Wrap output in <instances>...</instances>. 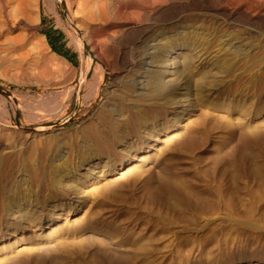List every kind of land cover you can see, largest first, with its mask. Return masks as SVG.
<instances>
[{"label": "rangeland", "instance_id": "1", "mask_svg": "<svg viewBox=\"0 0 264 264\" xmlns=\"http://www.w3.org/2000/svg\"><path fill=\"white\" fill-rule=\"evenodd\" d=\"M94 1L83 0V11L76 0L0 3V87L10 93L0 92L1 264L264 260V0L159 1L165 15L179 14L177 23L160 21L168 39L208 45L218 62L196 66L187 45L176 48L183 67L170 77H187L182 91L195 95L175 130L137 139L142 150L119 173L127 157L120 140L136 126L112 125L110 107L128 73L122 45L85 32ZM204 4L237 19L204 13ZM225 33L243 47L221 42ZM163 101L146 108L157 128L174 117ZM73 192L84 202L71 208L63 197ZM14 207L27 211L24 220L11 218ZM85 227L116 245L90 240L89 251L79 237ZM42 237L62 240L58 253L17 252Z\"/></svg>", "mask_w": 264, "mask_h": 264}, {"label": "bare ground", "instance_id": "2", "mask_svg": "<svg viewBox=\"0 0 264 264\" xmlns=\"http://www.w3.org/2000/svg\"><path fill=\"white\" fill-rule=\"evenodd\" d=\"M76 1L79 11H83L85 9L83 0ZM159 1L160 0H156L155 2L157 4L151 5L148 0H95L92 5L90 3L91 11L88 12V18H86L88 19L85 30L86 33L90 31H102L112 41L119 43L123 47L120 51V57L122 64L125 66V71H127L126 73L128 74L126 75L127 79L123 82L120 90L115 95L117 98L115 97V101L112 104L113 106L110 107L112 117L114 118V121L111 119V122L112 125L115 123L119 128H125L128 121L130 124L132 119L136 127L135 133L132 134L133 136L129 135L125 137V139L120 140V144L125 146L127 157L116 167L115 171L118 173L120 170L124 169L128 162L136 158L138 150H142L138 145L139 142L137 139L140 140L142 137L151 139V136L157 133L155 139H151L157 141L160 133H163V131L172 132L177 128L182 111L185 109V106L190 104L191 98H193L192 96L195 95L193 92L188 94L186 91H182L183 88L189 85L187 77L182 75L178 77V79L177 77L176 79L170 77L178 73L177 67L183 65V63H181L182 61L179 62L176 59L177 55L182 53V50H176V48L187 45V48L192 51L194 57L193 64L196 66L200 65L210 67L211 69L212 66L218 62V52L211 49L208 45L202 44L201 42L197 43L194 39L193 41L191 40V42L178 40L179 37L168 39V36H170L169 29H165L166 31L162 32V30L159 29L161 24L160 21L163 20L166 25L171 22L177 23V21H179V14L165 15V7L167 4H163L162 2L159 3ZM10 2L9 0H0L2 5H6ZM193 5V3L185 5L184 10L193 8ZM200 10L204 13L213 15V17L215 14H221L224 18L223 21L228 23L237 19V13L227 8L218 9L213 5L204 4L201 6ZM145 16H147L150 21L143 24L140 23ZM7 23L8 22L4 20L3 26L7 25ZM181 32L184 31L182 30ZM221 42H225V44H229L235 48L243 47L244 45L243 38L234 39L227 33L223 34ZM128 50H132L130 55H128ZM170 80L172 82H170ZM159 99L164 100L161 109L173 113L174 117L169 126H160L157 128V126H155L156 124H150L151 121L149 116H147L146 108L158 102ZM123 108L128 112L126 116L120 111V109ZM121 115H123L124 118H121ZM110 129L114 132L113 128ZM27 137H30V134H27L26 138ZM63 198L69 200L66 201V203H68L71 208L84 202L83 195L77 192L71 194L66 193ZM53 207L61 208L58 204H53L51 208ZM14 208L13 212H11V218L24 220L27 211H22L16 207ZM36 211L37 210L34 209L33 213ZM37 223H39V228L45 226L40 219L35 224ZM79 237L82 243L87 244L89 251L93 249V247L88 244L90 240L101 241L106 246L116 245L115 240L111 236L93 227H85L82 229ZM62 243V240L42 237L33 243H23L20 248H18L17 252H34L37 256L49 251L58 253ZM116 249H119V247ZM14 259L15 256L9 257V260ZM1 263L2 261H0V264ZM228 264H264V260L236 254Z\"/></svg>", "mask_w": 264, "mask_h": 264}, {"label": "water", "instance_id": "3", "mask_svg": "<svg viewBox=\"0 0 264 264\" xmlns=\"http://www.w3.org/2000/svg\"><path fill=\"white\" fill-rule=\"evenodd\" d=\"M0 92H4V93H6V94H8V95L10 94L9 92L3 90L1 87H0Z\"/></svg>", "mask_w": 264, "mask_h": 264}]
</instances>
